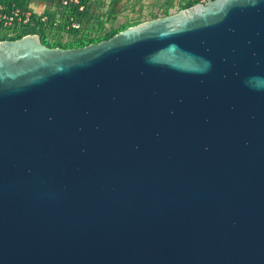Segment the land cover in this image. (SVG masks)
Returning a JSON list of instances; mask_svg holds the SVG:
<instances>
[{
  "label": "water",
  "instance_id": "95a60500",
  "mask_svg": "<svg viewBox=\"0 0 264 264\" xmlns=\"http://www.w3.org/2000/svg\"><path fill=\"white\" fill-rule=\"evenodd\" d=\"M0 264H264V0L1 40Z\"/></svg>",
  "mask_w": 264,
  "mask_h": 264
},
{
  "label": "rangeland",
  "instance_id": "374dc122",
  "mask_svg": "<svg viewBox=\"0 0 264 264\" xmlns=\"http://www.w3.org/2000/svg\"><path fill=\"white\" fill-rule=\"evenodd\" d=\"M185 2L186 0H98L94 3L95 9L92 17L89 16V23L83 24L88 29L87 32L78 34L64 31L66 17L61 19L62 14L58 13L54 0H29V5L38 14L48 15V21L53 22V26L47 25V22L38 26L44 31L42 36L45 41L67 44L78 39H97L124 26H134L143 21L175 14ZM61 22L62 27L59 29ZM42 36L40 35L41 39Z\"/></svg>",
  "mask_w": 264,
  "mask_h": 264
},
{
  "label": "built area",
  "instance_id": "2783aa9c",
  "mask_svg": "<svg viewBox=\"0 0 264 264\" xmlns=\"http://www.w3.org/2000/svg\"><path fill=\"white\" fill-rule=\"evenodd\" d=\"M88 1L91 0H55V4L58 5L57 10L67 9L85 12ZM192 1L204 3L207 0ZM67 15L64 31L67 33L75 31L82 32L84 28L83 22L78 20L73 13ZM48 20V15L38 14L31 9L29 1L27 0H0V35L6 33L9 36H13L19 31L32 26L35 21L45 24Z\"/></svg>",
  "mask_w": 264,
  "mask_h": 264
},
{
  "label": "trees",
  "instance_id": "16d2710c",
  "mask_svg": "<svg viewBox=\"0 0 264 264\" xmlns=\"http://www.w3.org/2000/svg\"><path fill=\"white\" fill-rule=\"evenodd\" d=\"M29 1V0H27ZM49 1V0H48ZM50 1H53V0H50ZM55 2V0H54ZM98 2V0H91V1H88L87 2V7H86V11L85 12H79L78 10H67V9H61V10H58V13H61L62 16H61V19L63 20L64 17H67L68 15L67 14H74L76 16V18L78 20H80L81 22H83V24H88L89 23V16L92 17L93 13H94V3ZM198 2L197 1H192V0H186L185 4L183 5L182 9H185V8H188V7H191L195 4H197ZM58 6V5H57ZM38 17V16H37ZM53 20V18H52ZM41 23H39L38 21H35V23L30 26L29 28L27 29H24V30H21L19 31L17 34L13 35V36H9L7 35L6 33H2L0 35V41L1 40H4V39H9V40H15V39H19L27 34H39L42 36V33H44L43 30H41L38 26H40ZM47 25H50V26H53V22L52 21H48L47 22ZM131 25L129 26H124V27H121L119 29H116V30H113L109 33H107L106 35H102L100 37H98L97 39H78L76 41H73V42H70V43H67V44H62L60 42L58 43H54V44H51V43H47L45 41V39L43 38L42 36V40H43V43H45L47 46L49 47H62V48H73V47H81V46H85V45H88L90 43H94V42H100L102 40H106V39H109L111 38L112 36H114L115 34L119 33L120 31L130 27ZM62 27V22L60 24V28L61 29ZM88 30V29H87ZM85 26L83 28V31L82 32H87ZM82 32H79V31H75V32H68V33H71V34H78V33H82Z\"/></svg>",
  "mask_w": 264,
  "mask_h": 264
}]
</instances>
